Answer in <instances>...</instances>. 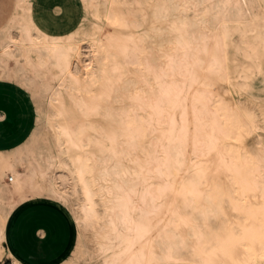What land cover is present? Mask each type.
<instances>
[{
    "label": "bare ground",
    "instance_id": "obj_1",
    "mask_svg": "<svg viewBox=\"0 0 264 264\" xmlns=\"http://www.w3.org/2000/svg\"><path fill=\"white\" fill-rule=\"evenodd\" d=\"M41 1L14 0L19 13L0 33L3 77L11 61L26 87L29 71H58L40 85L46 103L31 97L29 134L0 156V264H22L6 224L39 199L92 236L73 264H264V147L255 137L252 157L243 145L263 126L210 80L229 83L227 29L255 28L256 0H76L83 15L62 32L38 19ZM171 182L180 194L167 195Z\"/></svg>",
    "mask_w": 264,
    "mask_h": 264
},
{
    "label": "rangeland",
    "instance_id": "obj_2",
    "mask_svg": "<svg viewBox=\"0 0 264 264\" xmlns=\"http://www.w3.org/2000/svg\"><path fill=\"white\" fill-rule=\"evenodd\" d=\"M208 1L211 2L212 0ZM256 2L258 4V12L256 15L258 21L255 28L250 29L249 26L247 29H243L235 24L230 25L227 29L229 48L232 53V76L229 75V83L226 81L225 83L220 77L217 79L214 75L210 77L213 88L216 91V95L222 96L225 93L223 90H225L228 93H225L226 95L224 94L222 97L227 103L231 105H237L239 103V107L248 115L249 119L253 120L254 122L256 120L257 122H255V124H257V126H263V130L257 128L251 135L243 138L245 150L252 157H255L256 155V148L253 141L255 137L264 147V118H262L264 117V0H256ZM36 9L37 17L42 22L43 26L55 32H62L63 30L72 29L76 26L79 18L83 15L81 11V5L76 0H42ZM126 10L127 8H124L126 15H128ZM194 12L195 10L193 13ZM18 13L19 12L14 6V0H0V33L6 29L9 23L14 20ZM241 20L244 24L247 23L246 17H242ZM133 25L136 26L134 21ZM182 30L183 32H186L187 27L183 28ZM245 42H248L250 46L255 49L251 52V57H247L245 54ZM81 52L83 54L82 66H89L93 60V54L90 53V50L84 44L81 45ZM8 65L9 76L6 78L2 76V69L0 68V99L7 100L14 105L17 104L19 107H21L23 116L21 115L19 118L21 121L20 127L22 128L25 126V130L30 132L35 120V107L31 101V97L38 101L42 100L43 103H46V101L43 99V96L40 94L42 88H40V85L43 86V83L54 85L52 83L57 82L56 77L58 75V71L51 63L47 62L45 63L43 69L40 70L37 68L36 70L28 72L27 77L31 80V85L26 87L25 85L19 84L18 81H16V77L12 72L15 63L11 61ZM39 73H41L40 76L38 75ZM233 84L235 88L233 87ZM1 119L2 117L0 116V120ZM177 140H185L184 130H179L177 133ZM6 150L7 149L0 150V156H4ZM172 173L175 174L174 170H172ZM9 176L12 177V175L8 173L3 178V182L7 185L11 184L7 183L5 180V178ZM159 182H161L160 179H158V183ZM165 190L168 191L167 195L169 196L170 192L171 195H173L174 192V194H180L182 192L180 185L177 182H171L169 188H166ZM179 202L182 205L187 204V200L184 199H180ZM48 203L59 207L67 215L72 223L73 229L71 225L68 224L63 219V217ZM29 206L40 207L46 210L45 213L40 212L29 214V217L31 218L41 220L42 223H51L56 221V217H59L64 223L63 232L67 240L66 247L61 257H59L54 264H73L75 261L81 260V258H83L82 250L84 244H88L91 248L94 247L92 236L89 233L79 232L68 211L61 204L46 199L26 202L18 206L16 213L8 220L6 225L7 242L15 215L20 209ZM161 216L165 217L163 214L159 215V217ZM5 259L8 258L4 257L2 261Z\"/></svg>",
    "mask_w": 264,
    "mask_h": 264
},
{
    "label": "crops",
    "instance_id": "obj_3",
    "mask_svg": "<svg viewBox=\"0 0 264 264\" xmlns=\"http://www.w3.org/2000/svg\"><path fill=\"white\" fill-rule=\"evenodd\" d=\"M21 115L23 116L19 105L0 99V116L2 117L0 120V150L9 149L19 144L29 132L25 130V126L20 127L19 118ZM50 205L73 229L67 215L59 207ZM16 211L17 209L9 219ZM40 212L45 213L46 210L34 206L20 209L12 222L8 242L5 230L7 248L10 254L22 264H54L66 247L67 240L63 232V221L56 217L54 222L42 223L41 220L29 217L31 213Z\"/></svg>",
    "mask_w": 264,
    "mask_h": 264
},
{
    "label": "built area",
    "instance_id": "obj_4",
    "mask_svg": "<svg viewBox=\"0 0 264 264\" xmlns=\"http://www.w3.org/2000/svg\"><path fill=\"white\" fill-rule=\"evenodd\" d=\"M5 180H6L7 183H10L11 182V177L9 176V177L5 178ZM1 264H13V263L11 262L10 259H5V260H3L1 262Z\"/></svg>",
    "mask_w": 264,
    "mask_h": 264
}]
</instances>
